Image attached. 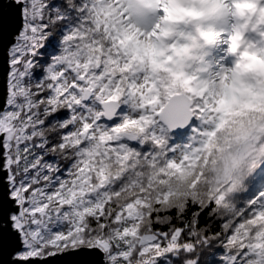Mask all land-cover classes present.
Wrapping results in <instances>:
<instances>
[{
	"label": "snow or ice",
	"instance_id": "1",
	"mask_svg": "<svg viewBox=\"0 0 264 264\" xmlns=\"http://www.w3.org/2000/svg\"><path fill=\"white\" fill-rule=\"evenodd\" d=\"M167 12L0 0V264H264V127L235 144L217 131L214 93L239 71L231 28L199 45L185 86L135 59L149 37L172 52L196 38L166 43ZM245 42L264 52V24Z\"/></svg>",
	"mask_w": 264,
	"mask_h": 264
},
{
	"label": "clouds",
	"instance_id": "2",
	"mask_svg": "<svg viewBox=\"0 0 264 264\" xmlns=\"http://www.w3.org/2000/svg\"><path fill=\"white\" fill-rule=\"evenodd\" d=\"M166 3L168 12L162 21L166 27L160 30V37L170 43L176 33L174 31L169 35L168 26L182 25L180 28H190L196 38L189 42L187 48L172 52L170 49L157 51L149 37L140 45L134 46L135 59L147 63L153 71L174 83L196 86L197 76L188 75L184 65L196 60L199 41L218 43L225 30L230 27L227 51L236 58L235 66L239 71L231 80L225 77L221 81L218 100L224 102L227 98L229 102L241 106L264 103V52L245 42L254 20L257 26L264 24V9H258L259 0H166ZM177 42L184 44L185 40ZM248 78L255 82L256 91L246 83Z\"/></svg>",
	"mask_w": 264,
	"mask_h": 264
},
{
	"label": "rangeland",
	"instance_id": "3",
	"mask_svg": "<svg viewBox=\"0 0 264 264\" xmlns=\"http://www.w3.org/2000/svg\"><path fill=\"white\" fill-rule=\"evenodd\" d=\"M150 20H155V16H150ZM180 27L183 26L181 25L176 29L175 31L176 34L172 38L175 41H183L185 40V37L189 33H191L190 28L187 27L180 28ZM198 43L199 45H201L204 42L199 41ZM223 47L224 46H217L215 48L205 47L203 49V52L206 53L205 60L209 64L214 66L223 55ZM198 49L200 48L198 47ZM161 79H166V77L161 76ZM246 83L249 84V86L253 89V91H256V84L251 78H248L246 80ZM220 90L221 87L214 93L215 110L219 113H222L223 116L221 126L217 130L218 132L224 131L231 138V142L235 144L240 138H242L246 134H250L259 127H264V103H252L241 106L239 104L229 102L227 98L225 99L224 102H221L218 100L217 97V93ZM252 113L261 114L262 117L258 120V122L255 125L253 123H250L249 125L246 126L245 124L249 121L250 115ZM227 145H228V140L226 139L224 140V147H226ZM216 147L217 145L215 142V138H213V143L211 144L210 148L206 150L205 156L202 158L205 161V163L207 162V157L211 152V148H216ZM200 168L201 169L203 168V164H201Z\"/></svg>",
	"mask_w": 264,
	"mask_h": 264
},
{
	"label": "trees",
	"instance_id": "4",
	"mask_svg": "<svg viewBox=\"0 0 264 264\" xmlns=\"http://www.w3.org/2000/svg\"><path fill=\"white\" fill-rule=\"evenodd\" d=\"M262 117L261 114H258V113H252L250 115V119L249 121L245 124L246 126L249 125L250 123H253L254 125L258 122V120ZM190 169L192 170H196L197 167H201V164L200 165H197V163L194 161L190 166Z\"/></svg>",
	"mask_w": 264,
	"mask_h": 264
},
{
	"label": "water",
	"instance_id": "5",
	"mask_svg": "<svg viewBox=\"0 0 264 264\" xmlns=\"http://www.w3.org/2000/svg\"><path fill=\"white\" fill-rule=\"evenodd\" d=\"M5 259H7V255L5 256ZM71 258L68 257H57V258H51L48 261L42 262V264H65L66 261H68Z\"/></svg>",
	"mask_w": 264,
	"mask_h": 264
},
{
	"label": "bare ground",
	"instance_id": "6",
	"mask_svg": "<svg viewBox=\"0 0 264 264\" xmlns=\"http://www.w3.org/2000/svg\"><path fill=\"white\" fill-rule=\"evenodd\" d=\"M199 50H200V49L197 48V50H196V56L198 55ZM188 63H193V64H195V61H194V62H193V61H188Z\"/></svg>",
	"mask_w": 264,
	"mask_h": 264
}]
</instances>
